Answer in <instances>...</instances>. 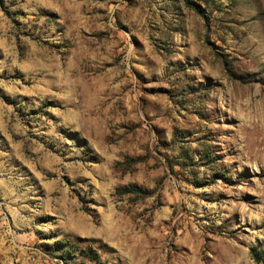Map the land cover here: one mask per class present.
<instances>
[{
    "label": "rangeland",
    "instance_id": "374dc122",
    "mask_svg": "<svg viewBox=\"0 0 264 264\" xmlns=\"http://www.w3.org/2000/svg\"><path fill=\"white\" fill-rule=\"evenodd\" d=\"M264 0H0V264H264Z\"/></svg>",
    "mask_w": 264,
    "mask_h": 264
},
{
    "label": "trees",
    "instance_id": "16d2710c",
    "mask_svg": "<svg viewBox=\"0 0 264 264\" xmlns=\"http://www.w3.org/2000/svg\"><path fill=\"white\" fill-rule=\"evenodd\" d=\"M261 260H263V262H264V259L263 258H260Z\"/></svg>",
    "mask_w": 264,
    "mask_h": 264
}]
</instances>
